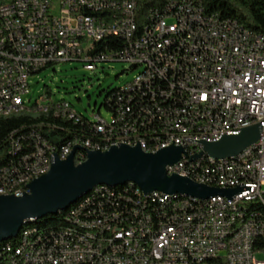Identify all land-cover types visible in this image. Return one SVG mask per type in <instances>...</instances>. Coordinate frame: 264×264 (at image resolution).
<instances>
[{
  "label": "built area",
  "instance_id": "obj_1",
  "mask_svg": "<svg viewBox=\"0 0 264 264\" xmlns=\"http://www.w3.org/2000/svg\"><path fill=\"white\" fill-rule=\"evenodd\" d=\"M164 5L172 12L150 9L139 21L137 0H0V112L8 105L48 107L73 126L69 137L25 126L5 136L0 152L22 145V153L0 167V183L39 176L30 166L41 167L40 144H50L49 153L59 159L79 146L75 163L89 146L139 145L155 152L175 145L184 154L166 166L168 174L207 177L216 188L236 192L201 206H152L138 204L127 191H97L69 216L98 224V231L32 232L26 248L0 250V264H264V239H257L264 211L238 215V204L264 198V36L206 14L194 0ZM60 62H81L89 71L121 62L137 73L106 96L103 106L113 109L108 120L99 112L84 117L65 100L47 106L48 91L42 106L29 104L28 77ZM18 76H27V85H18ZM254 124L259 137L235 163L192 159L201 141ZM57 142L64 150H55ZM116 197L129 199V206L116 204ZM112 215H121V222H112ZM210 250H223L224 259L198 262V253Z\"/></svg>",
  "mask_w": 264,
  "mask_h": 264
},
{
  "label": "water",
  "instance_id": "obj_2",
  "mask_svg": "<svg viewBox=\"0 0 264 264\" xmlns=\"http://www.w3.org/2000/svg\"><path fill=\"white\" fill-rule=\"evenodd\" d=\"M259 133V124H254L242 128L235 135H223L215 141H201L202 150L192 159L203 153L215 159L237 155L254 143ZM79 149V146H75L65 159H59L54 154L50 169L28 184L29 192L21 196L0 195V242L16 238L24 223L65 211L98 185L132 183L144 194L157 191L200 199L213 195L230 198L236 192V189L210 187L186 176L168 174L166 166L176 163L184 154L181 146L171 145L155 152H146L139 145L121 144L104 151L89 150L83 161L75 163L74 153Z\"/></svg>",
  "mask_w": 264,
  "mask_h": 264
},
{
  "label": "trees",
  "instance_id": "obj_3",
  "mask_svg": "<svg viewBox=\"0 0 264 264\" xmlns=\"http://www.w3.org/2000/svg\"><path fill=\"white\" fill-rule=\"evenodd\" d=\"M169 0H137V12L138 20L141 21L146 17L150 9H159L163 6V12L166 11L167 7H172V5H164ZM200 3L203 11L206 14H216L220 18H229L237 21L239 24L248 28L258 34L264 36V0H194ZM47 68V67H46ZM45 69V68H44ZM43 70V69H42ZM41 71V70H40ZM39 71V72H40ZM51 94L47 95V103H51L55 106V100L51 99ZM35 106L36 105V102ZM108 113L113 114V109H106ZM27 127L29 130H41L44 135L48 129H56L57 133L61 136L69 137L73 133V126L71 122L60 120L59 115L53 114V111H48L42 107L38 109H30L29 112L26 110L11 113L7 116L0 118V145L4 144L5 136H13L14 129H20L21 127ZM64 142L55 143L56 147L63 145ZM22 145H12L10 148L5 149L0 152V167L7 166L9 161L14 156H21ZM85 158V156H84ZM95 188H101L104 190H113L116 192H125L133 194L134 200L138 204L152 205V206H162L171 205L172 202L164 201L159 202L158 197H149L147 199L142 197L141 193L136 192V187L132 184H125L120 186H97ZM92 188L90 192L86 195H94ZM84 197L77 199L73 204H71L65 211L57 215H46L43 219L35 222H30L24 224L17 237L9 240L0 242V250H3L5 243L15 244L16 240L20 237L22 231L28 230L32 232H41L44 230L52 232H62V227L69 230H75L74 228V218L69 216L72 211L76 210V205L82 202ZM90 199V197H89ZM178 201L183 200L182 197L177 198ZM116 204H122V206H129V199L125 197H116ZM259 206V205H258ZM257 206V207H258ZM260 209L264 210V205ZM78 226V225H76ZM81 229V227H79ZM220 259L219 257H211L206 260ZM206 260L204 262H206Z\"/></svg>",
  "mask_w": 264,
  "mask_h": 264
},
{
  "label": "rangeland",
  "instance_id": "obj_4",
  "mask_svg": "<svg viewBox=\"0 0 264 264\" xmlns=\"http://www.w3.org/2000/svg\"><path fill=\"white\" fill-rule=\"evenodd\" d=\"M128 67L126 63L107 62L89 71L81 62H60L28 77L29 93L24 99L32 104L48 91L52 100L71 103L84 117L99 112L108 120L110 114L103 103L111 91L134 78L137 70Z\"/></svg>",
  "mask_w": 264,
  "mask_h": 264
},
{
  "label": "bare ground",
  "instance_id": "obj_5",
  "mask_svg": "<svg viewBox=\"0 0 264 264\" xmlns=\"http://www.w3.org/2000/svg\"><path fill=\"white\" fill-rule=\"evenodd\" d=\"M165 12H172V7H167ZM249 31L252 30L249 29ZM18 85H27V76H18ZM36 105L42 106V97H40L39 100L36 101ZM47 106H53V105L51 103L49 104L47 103ZM42 108L46 109L47 107H42ZM23 110H26L27 112L30 111V109L28 108H20V105H8L7 108H4V110L0 112V118L7 116L11 113L14 112L17 113ZM110 117H113V114H111ZM111 146H116V145H101V151L107 150ZM55 150H64V144L60 145L59 147L55 146ZM89 150H99V146H89V148H87L86 151H84L85 157H86V152ZM201 150L202 148H200V151ZM49 152H50V144H40L41 167L30 166V173H37L40 176L45 174L50 169L51 166L50 163H52V153ZM200 158L204 159L205 165H211V166H224L225 163L236 162V155L221 159H215L203 153L200 156ZM39 176H33V178H30V181L28 177H15V179H13V182H9V184L7 185L4 183H0V192H4V191L9 192L5 194L0 193V195L12 194L15 196H21L22 192H24L25 186H28V184L34 178ZM193 181L210 187H215L214 183H212L211 180H208L207 177H198V180H193ZM127 184H132V183H127ZM132 185L135 186L134 184ZM103 186H107V185H103ZM110 187H114V186H110ZM135 187H136L135 189L136 192L141 193L143 198L147 199L149 197H158L159 202L169 201L172 202L171 205L178 204L179 202L188 206H201V204H212V196L207 199H200L196 197L186 196L184 194H164V193L162 194L161 192H155V194L147 195L144 194L137 186ZM93 191L94 192L101 191V188H95ZM86 194L81 196L84 197L81 203H85V201L89 199L90 196ZM179 196L182 197L183 200L178 201L177 198ZM258 205L260 207L264 205V198L262 201H254L249 203L238 204V215H251L255 213V210L264 211L263 209H260ZM31 222H35V221H31ZM112 222H121V215H112ZM73 223H74V228H76L74 230L76 231V233H90V231H98V224L87 225V223H83V220L79 218H74ZM79 227H81V229H79ZM19 236L20 237L16 240L15 244L5 243L3 246V250L9 252H16L22 248H26L27 246H29L30 241H32V231L24 230L21 232ZM257 239H264V232H257ZM116 243H123V236H116ZM211 257H219L220 259H224V252L223 250H210V252L200 251L198 253V262H204L206 259H209Z\"/></svg>",
  "mask_w": 264,
  "mask_h": 264
}]
</instances>
